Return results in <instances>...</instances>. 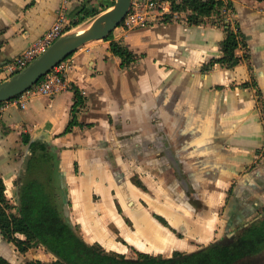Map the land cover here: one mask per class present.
I'll list each match as a JSON object with an SVG mask.
<instances>
[{
  "label": "crops",
  "instance_id": "crops-1",
  "mask_svg": "<svg viewBox=\"0 0 264 264\" xmlns=\"http://www.w3.org/2000/svg\"><path fill=\"white\" fill-rule=\"evenodd\" d=\"M112 1L0 0V67L61 14L73 29L85 18L83 9L101 12ZM223 1L232 8L200 25L188 23L187 11L170 22L115 31L113 40L136 57L130 65L112 53L111 40L86 44L70 57L69 73L85 97L69 91L36 97L24 110L9 106L0 117V171L8 199L16 204L28 136L55 157L53 183L62 213L80 209V225L90 233L94 220L114 241L112 233L119 232L124 245L115 242L123 251L95 242L107 251L191 253L264 215V0ZM228 27L240 33L241 61L232 68L211 66L223 56ZM76 93L84 102L78 125L66 133ZM80 225L73 226L82 232ZM153 230L174 240L166 254L138 249L139 241L151 242L137 234L154 240ZM9 245L0 234V255L8 260ZM35 251L36 260L54 258L41 247L22 258Z\"/></svg>",
  "mask_w": 264,
  "mask_h": 264
},
{
  "label": "trees",
  "instance_id": "trees-1",
  "mask_svg": "<svg viewBox=\"0 0 264 264\" xmlns=\"http://www.w3.org/2000/svg\"><path fill=\"white\" fill-rule=\"evenodd\" d=\"M115 1L105 5V9L114 5ZM167 1L171 3V14L166 15L163 22L172 21L177 12L190 11V25L204 23L205 18L217 14L224 7L232 8L231 3L226 5L223 0ZM81 12L85 18L77 21L76 25L99 13H90L86 9ZM224 25H228L226 21ZM113 38L112 33L106 39L111 40L112 53L122 59L123 65H130L136 57ZM240 46L239 31L228 27L227 37L222 43L223 56L212 61L210 65L219 63L229 68L237 66L241 61L237 56ZM257 94L260 95V91H257ZM77 99L66 133L78 125V112L84 100L79 94ZM24 140L29 144V156L20 178L16 204L6 195V185L0 171V234L21 254L42 247L56 258L51 264H239L245 258L264 250V215L220 241L191 253L175 252L169 258L141 252L136 253V258H128L123 254L108 252L100 244H90L78 228L65 218L55 197L53 153L44 143L30 142L28 136ZM0 264L12 263L0 255ZM27 264L44 263L41 260H32Z\"/></svg>",
  "mask_w": 264,
  "mask_h": 264
},
{
  "label": "built area",
  "instance_id": "built-area-1",
  "mask_svg": "<svg viewBox=\"0 0 264 264\" xmlns=\"http://www.w3.org/2000/svg\"><path fill=\"white\" fill-rule=\"evenodd\" d=\"M170 6L171 3L165 0H132L129 12L120 25L121 30L128 32L162 23L166 15L171 14ZM70 29L72 27L69 23L65 22L64 15L61 14L59 19L42 37L34 41L16 59L0 67V76H3L6 80L25 69ZM72 68L73 62L70 57L61 61L49 74L23 94L0 103V117L11 105H15L23 110L26 109L28 103L36 97L55 96L69 91H79L85 97L86 91L78 89L69 81V73Z\"/></svg>",
  "mask_w": 264,
  "mask_h": 264
},
{
  "label": "water",
  "instance_id": "water-1",
  "mask_svg": "<svg viewBox=\"0 0 264 264\" xmlns=\"http://www.w3.org/2000/svg\"><path fill=\"white\" fill-rule=\"evenodd\" d=\"M131 3L116 0L111 7L67 31L25 69L0 83V103L23 94L86 44L108 39L120 27Z\"/></svg>",
  "mask_w": 264,
  "mask_h": 264
},
{
  "label": "rangeland",
  "instance_id": "rangeland-1",
  "mask_svg": "<svg viewBox=\"0 0 264 264\" xmlns=\"http://www.w3.org/2000/svg\"><path fill=\"white\" fill-rule=\"evenodd\" d=\"M121 29V27H119L116 31H119ZM115 32V31H114ZM66 212V213H65ZM63 215L67 218V220H69L70 222H72L73 225L77 224L80 225L79 220L81 219V217L83 216L82 211L80 209H74V207L72 208H64L63 209ZM82 223H84L85 225H88V221H86L85 219L81 220ZM95 225L92 227V233H90L88 230L83 229L81 227V225L79 227H81L82 232H80L83 237L85 238V240L89 243H95L97 241L101 242L107 249H111V250H117V251H123V249L121 248V246L116 243L120 242L121 244L124 243L123 238L121 236H119V232L117 233H112L115 241L110 238V234L109 233H105L102 232V228L99 225V220H94ZM153 232L156 235H153L154 240L148 239L145 236H143L141 233L137 234L136 238L138 239V237L140 236V238H142L143 240L146 241H150L151 243L147 246H145L143 243H141V241H139L137 247L139 250L142 251H146V252H150V253H163L166 254L167 252L170 251V249L174 246V240L172 239V237L167 233L162 231H154ZM152 232V233H153ZM123 235L125 238L129 237L128 235H126L127 233L124 231H122ZM106 239V242H104V240L102 238ZM128 240V239H127ZM138 240L136 242L133 241V243L137 244ZM124 245V244H123ZM8 252H7V256L8 258L15 264H24V262H26L28 259H36L38 257V255L36 253L38 252H31L29 255L25 256V258H22V255L16 251V248L13 244L9 245L8 248ZM106 249V250H107ZM108 252H112L114 253V251H108ZM125 252V256L128 258H135L137 256L135 249H131V248H127ZM42 261L44 264H51L54 261V258H50V260H47L45 256L41 257Z\"/></svg>",
  "mask_w": 264,
  "mask_h": 264
},
{
  "label": "flooded vegetation",
  "instance_id": "flooded-vegetation-1",
  "mask_svg": "<svg viewBox=\"0 0 264 264\" xmlns=\"http://www.w3.org/2000/svg\"><path fill=\"white\" fill-rule=\"evenodd\" d=\"M139 184V186H142V184L141 183H138ZM143 187V186H142ZM260 217L261 216H258L255 220H252V221H250V222H244L241 226H239L238 227V229L236 230V231H234V232H228V233H226V236L225 237H227L228 235H233L234 233H237L242 227H246V225H247V223H252L253 221H256V220H259L260 219ZM66 218V217H65ZM157 218L160 220V221H162L163 223H165L164 221V219L163 218H161V217H158L157 216ZM67 219V218H66ZM165 224H167V222L165 223ZM229 236V237H230ZM222 240V239H221ZM218 241H220V240H218ZM217 242V241H216ZM215 243V242H214ZM90 244H95V243H90ZM213 244V243H212ZM211 245V244H210ZM102 246V245H101ZM103 247V246H102ZM206 247V246H205ZM40 248V247H39ZM42 248V247H41ZM104 248V247H103ZM34 249H36V248H34ZM105 249V248H104ZM106 250V249H105ZM107 251V250H106ZM29 252V251H28ZM137 252H139V251H136V253ZM20 253V252H19ZM142 253V252H141ZM21 254V253H20ZM24 255V254H23ZM150 255V254H149ZM154 256V255H153ZM173 256V255H172ZM172 256H170V257H172ZM137 257V256H136ZM135 257V258H136ZM165 258H169V257H165ZM56 258L54 257V260H55ZM32 260H36V259H32ZM32 260H30V261H32ZM10 261V260H9ZM11 262V261H10ZM29 262V261H28ZM27 262V263H28ZM12 263V262H11ZM26 263V264H27ZM13 264V263H12ZM239 264H264V250H262L260 253H258V254H256L255 256H249V257H247V258H245L244 260H242Z\"/></svg>",
  "mask_w": 264,
  "mask_h": 264
}]
</instances>
